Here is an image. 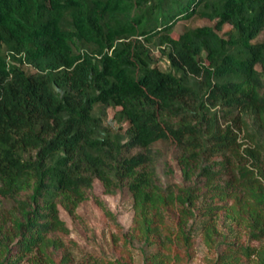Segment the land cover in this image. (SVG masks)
<instances>
[{
	"label": "trees",
	"instance_id": "trees-1",
	"mask_svg": "<svg viewBox=\"0 0 264 264\" xmlns=\"http://www.w3.org/2000/svg\"><path fill=\"white\" fill-rule=\"evenodd\" d=\"M194 17L216 24L176 34ZM96 181L131 195L144 264H182L195 233L215 264H264V0H0V264H130L64 244L60 207Z\"/></svg>",
	"mask_w": 264,
	"mask_h": 264
},
{
	"label": "rangeland",
	"instance_id": "rangeland-1",
	"mask_svg": "<svg viewBox=\"0 0 264 264\" xmlns=\"http://www.w3.org/2000/svg\"><path fill=\"white\" fill-rule=\"evenodd\" d=\"M215 24L216 21L194 17L191 20L180 21L175 27V32L179 34L189 28L214 27ZM231 29L230 25H225L220 34L226 36ZM160 53L158 50L154 51L156 65L161 70H168L170 63L167 57ZM115 113L113 109L108 110L107 123L118 128L113 121ZM165 152L175 169L174 181L181 184L182 173L174 160V151L165 147ZM98 202H103L110 209L116 221L106 216ZM212 202L224 204L218 199ZM135 215L134 202L129 193L107 195L102 184L96 181L93 197L80 204L73 215L60 207L61 219L65 221L69 229V233L63 238L64 244L69 251H72L77 262L92 256L125 261L130 264H144L141 245L132 241V235L136 229ZM228 216V213L223 211L216 220L221 240L228 243L248 244L249 238L245 227ZM222 249L219 246L207 247L200 233H195L192 244L176 252L184 257L182 264H215ZM55 256L61 258L62 255L57 252Z\"/></svg>",
	"mask_w": 264,
	"mask_h": 264
}]
</instances>
